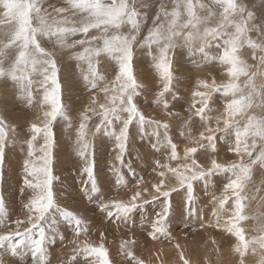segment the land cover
Returning a JSON list of instances; mask_svg holds the SVG:
<instances>
[{"label": "snow or ice", "instance_id": "6c2138e0", "mask_svg": "<svg viewBox=\"0 0 264 264\" xmlns=\"http://www.w3.org/2000/svg\"><path fill=\"white\" fill-rule=\"evenodd\" d=\"M60 2L63 6L45 7L47 0H0V79L12 82L26 96L29 106L34 103L33 84L38 83L43 90L42 98L36 101L42 119L38 116L39 122L29 125L26 139L21 141L16 126L0 118V179L6 150L17 143L26 146L21 190L25 197L21 204L24 218L11 219L0 196V228L7 229L0 233V264H5V256L13 258L15 264H23L26 255L32 257L33 264H49L47 242L56 238L61 221L73 225L77 236L87 231L83 218L61 206L53 190L57 179L52 166L57 144L53 125L62 121L66 133L74 127L62 103L57 52L75 60L77 67L86 64L81 75L94 93L75 126L74 151L83 161L81 172L86 179L81 191L85 196L99 191L97 156L103 155L106 140L114 142V162L108 170L118 186H126L122 169L126 154H130L133 127L141 140L148 139L153 153L162 149L167 153L169 162L157 163L163 170L157 173L160 180L151 185V192L148 188L139 190L138 180V190L127 201H100L98 210L103 216L109 222L127 224L134 212L159 202L161 210L151 219L148 236L167 238L172 193L185 190L186 210L191 217L196 213L194 185L203 182L216 227L223 224L222 231L235 239L232 252L239 257L238 264H245L249 251L258 257L256 264H264V212L247 214L248 202L257 201V196L250 194L254 170L258 167L264 174V0H260L259 15L252 10L254 5L250 8L237 0H170V8L165 0ZM137 49H146L152 60L159 84L150 104L162 105L166 118L146 117L138 107L137 98L151 89L134 75ZM245 49L251 50L253 63L245 58ZM177 50L186 51L188 57L199 56L193 61L197 67L218 65L226 78L219 83L215 77L210 81L198 79L187 107L175 87L174 57L184 55ZM109 62L112 79L97 67ZM97 89L102 99L95 94ZM170 121L176 122L179 135L189 141L183 149V163L175 167L171 162L181 157L170 135ZM197 127L202 130L193 135ZM219 144L239 159L219 162ZM200 154L206 155L210 163L202 164L197 159ZM127 167L131 168V163ZM221 175L226 177L222 191L209 193L213 179ZM260 191L256 188L257 193ZM257 202L264 207V196ZM248 220L253 221L251 236H246L241 227ZM100 236L103 239L104 233ZM129 243L120 244L121 255L131 264H144ZM176 247L179 249V245ZM76 251L94 258L93 264H111L103 243H85ZM76 259L71 258L73 262ZM179 259L189 264L183 252Z\"/></svg>", "mask_w": 264, "mask_h": 264}, {"label": "rangeland", "instance_id": "374dc122", "mask_svg": "<svg viewBox=\"0 0 264 264\" xmlns=\"http://www.w3.org/2000/svg\"><path fill=\"white\" fill-rule=\"evenodd\" d=\"M165 3L168 4L169 8L171 7L169 0H165ZM49 4L55 7L63 6L60 0H47L45 7H48ZM246 4L250 8L254 5L255 7L252 10L257 12V14L260 12L261 7L258 9V6H261L260 2L258 5L256 0H250ZM49 10L51 11V9ZM251 36L256 38L257 34L251 33ZM46 47L51 49L52 46L46 45ZM144 50H136L133 71L138 82L144 84L151 91L141 95L136 102L146 117L155 119L166 118L162 105L150 104V101L155 98L159 81L154 68L147 65L149 60L142 56ZM180 51H183L184 55L174 57L173 73L178 81L175 87L179 89V92L184 97L181 103H184L185 107H187L188 103L191 102V92L195 89V83L198 79L203 78L210 81L215 77L219 83L226 78L221 75L222 68L218 65L205 66V71H203L204 68L203 70H197L195 63L192 65L184 63L183 59H188L189 57L185 55L186 52L184 50ZM248 55L251 54L248 53ZM56 58L59 68L58 78L62 103L71 117L74 127L66 133L62 121L58 120L53 125L57 141L56 147L53 149L54 160L52 166L54 176L57 178L54 180L53 190L56 194L57 202L61 206H66L70 210L76 211L83 218L85 221L84 227L87 231H81V234L77 236L73 225H69L66 221H61L56 229V238L49 239L47 242L49 249L47 260L49 264H93L94 258L87 257L82 252L76 251L78 246L82 247L85 243L94 246H99L103 243L108 250L111 264H131L126 256L121 255L120 244L125 241L130 242L128 247L144 264H183L179 259L180 252H183L185 259L189 260V264H238L239 257L232 252V245L235 243V239L222 231L223 224H221L220 228L216 227V218L212 215V205L209 203L210 195L205 194L206 190L203 182H196L194 185L196 200L194 207L196 213L191 217L186 210L185 190L180 189L172 193L170 197L171 210L167 222L169 231L167 238L158 236L156 239H152L148 236V232L151 231V219L156 212L161 210L159 202L149 204L144 209L134 212L127 224L109 222L103 216V213L98 210V205L102 200L105 202L110 200L127 201L138 190V180L143 181L139 183V190L148 188L149 192H151V185L159 183L160 180L157 173L163 170L157 167V163L169 162L165 150L162 149L160 152L153 153L148 139L141 140L139 135L137 136L134 127L132 129L133 138L129 141L130 154H126V166L122 169L124 185L126 186H118L115 183V177L108 170L109 165L114 162L115 153L113 151L114 142L106 140L107 147L103 150V155L98 154L97 156L99 191L92 196H85L81 191L85 187L82 181L86 179V176L81 172L83 161L80 160L74 151L75 126L79 123V113L90 103L94 93L89 90L90 85L86 84L81 75V70L87 67L86 64L81 63L80 67H77L75 60L68 59L59 52H57ZM110 64L111 62L101 63L97 66L104 70L101 74L105 75L107 79L114 77V73L109 69ZM35 79L38 81L40 78L36 77ZM32 94L34 103L29 106L26 96L21 95L12 82H5L0 79V118H3L10 126H16L21 141L26 139L29 125L32 122H39L37 120L38 116L42 119L39 104L36 103L43 96V90L38 83L33 84ZM95 94L102 99L99 89L96 90ZM168 99L171 102V96ZM175 110L173 109V111ZM170 123L173 129V131L171 129L170 135L173 138V142L177 144L178 154L181 157L180 160L171 162V165L175 167L176 164L183 163V149L188 145L189 141L184 140L179 135L180 129L176 126L175 121H170ZM200 130L202 129L197 127L193 131V135H198ZM218 148L219 151L216 156L219 162L227 163L226 161L232 162L239 159L235 154L228 153L225 145L219 144ZM25 158L26 146L22 147L21 143H17L15 147H10L6 150L3 178L0 179V196H3L6 202L11 219L24 218L25 216L21 209V204L25 201L21 191L24 188L22 165ZM197 159L202 164L210 163V159L204 154L198 155ZM128 163H131V168L127 167ZM262 181H264V174L257 167L254 170L253 181L250 184V194L256 195L257 201L259 197L264 196V182ZM224 182H226L225 176L215 177L212 186L207 191L209 193L215 191L219 194L222 191ZM141 184L143 185L141 186ZM256 188H260L261 191L257 193ZM148 198L150 199V196ZM257 201L250 200L248 202V215L264 212V207L258 206ZM252 224L253 221L251 220L241 223V227L246 231V236L254 235L250 231ZM6 230V228H0V233ZM100 233H104L103 239H101ZM154 244L157 246L156 248ZM176 245H179V249H177ZM216 249H219V251H216ZM73 256L77 258L75 262L71 260ZM257 259L258 257L253 256L249 251L245 257V264H256ZM4 261L5 264H15V261L10 256H5ZM23 264H33L32 257L26 255L23 258Z\"/></svg>", "mask_w": 264, "mask_h": 264}, {"label": "bare ground", "instance_id": "6f19581e", "mask_svg": "<svg viewBox=\"0 0 264 264\" xmlns=\"http://www.w3.org/2000/svg\"><path fill=\"white\" fill-rule=\"evenodd\" d=\"M169 2H170V0H169ZM237 2L238 3H248V2H250V0H237ZM260 2V0H256V3L258 4ZM259 5V4H258ZM257 6V5H256ZM261 6L259 5L258 6V9L260 8ZM252 8V7H251ZM259 12V11H258ZM259 14V13H258ZM251 35V34H250ZM146 49L144 50V52H143V57L144 58H146L147 60H149V62L147 63V65H149V66H152V60H151V58L149 57V56H147L146 55ZM180 51V50H179ZM178 51V52H179ZM242 51H245V53H246V55H245V58H248L249 59V63H253V61L251 60V55H248V53H250L251 54V50H247V49H245V50H242ZM181 52V51H180ZM186 52V51H185ZM185 55H187V53L185 54ZM258 55H259V53H258ZM142 57V59H144ZM199 58V56L198 57H189L188 59L186 58V59H183L184 60V63H186V64H188V65H192L193 64V61L194 60H197ZM200 59V58H199ZM198 59V60H199ZM196 68H197V70H203V68H204V70L203 71H205V66H202V67H197L196 66ZM98 70L100 71V72H102V71H104L103 69H100V68H98ZM203 79V78H202ZM22 97H24V96H22ZM172 131H173V129H172ZM137 136H138V134H137ZM136 136V137H137ZM133 145V144H132ZM180 147V146H179ZM180 149H181V147H180ZM180 151V150H179ZM64 154V153H63ZM180 155V154H179ZM222 161H224V160H222ZM147 162V161H146ZM221 162V161H220ZM227 163L229 162V161H226ZM177 165V164H176ZM141 182H143V181H141ZM152 183V182H151ZM135 185V184H134ZM143 184H141V186H142ZM134 187V186H133ZM150 187V186H149ZM136 188V187H135ZM151 189V188H150ZM154 246H155V244H154ZM157 246H155V248H156ZM154 248V247H153ZM152 248V249H153ZM155 250V249H154ZM150 251H151V249H150ZM153 251V250H152ZM126 261V260H125ZM118 263V262H117ZM122 263V262H121ZM126 264V263H125Z\"/></svg>", "mask_w": 264, "mask_h": 264}]
</instances>
